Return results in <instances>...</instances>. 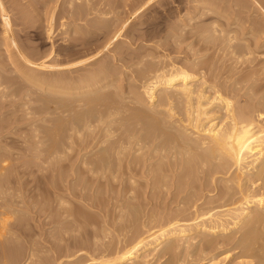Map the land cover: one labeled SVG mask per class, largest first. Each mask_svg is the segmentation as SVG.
I'll return each instance as SVG.
<instances>
[{"label": "bare ground", "instance_id": "6f19581e", "mask_svg": "<svg viewBox=\"0 0 264 264\" xmlns=\"http://www.w3.org/2000/svg\"><path fill=\"white\" fill-rule=\"evenodd\" d=\"M20 1L21 0H0V24H1L0 29L2 27V29L0 30V32L2 31L1 32L2 36L0 34L1 36L0 43H2L1 45L3 46L2 50L4 51L5 49L7 51V54L5 53V55H7L6 59L8 58L11 64H13V66L17 68V70L19 69V71L23 73L26 78H28L27 80H29V82L26 80L25 77L23 78V80L28 82L27 86L29 83H34L38 85L36 87H40L39 88L40 90H44V91L47 90V92H49L48 93L49 96H46V97L44 96L42 100L40 101H44L45 102L44 105L46 109L49 108L50 109L49 112L51 111L55 114L54 116L55 120L52 118V121L54 120V122L50 128L48 127L47 134L46 136H44L48 138V143L46 141L45 147L42 145L43 147L42 150L44 151L43 157L41 156L42 155L41 153L43 151L41 150L42 151V152L40 151L41 153L37 151V154H41L40 155L41 157H39V155H36L35 162L37 158H41L38 160H40L42 163H44L46 160L48 161L49 159L50 161L51 159H55V161L56 159H58L59 162H61L60 159L62 160L68 159L67 155L69 154L70 151L71 152L74 151L73 148H76L75 144H78L80 147L76 150L80 149V151H83V150L87 151V149L89 148L92 151L90 153H79L80 155L77 154L79 156L75 154L76 157H81L80 159H92V160L98 159L101 161L104 160L103 164L104 162H106L107 166H109V163L106 160L111 159L110 162H112V158L118 159L117 162H119V161H122L123 157L124 158L126 157V159H134V162L136 161L135 163L141 161V160L137 161L135 159H142V160L144 159V160H149V161L150 159H156L159 162L154 165L147 164L143 161L142 167L143 165L145 166V164H147L145 168L146 170H143V168H142L143 172L142 170H139V169L138 170L140 171V173L142 172V175L144 177L147 176L146 179L150 180L148 181L149 182L148 184L151 186L149 187L150 191L156 187L157 189L160 188L162 190L164 188L165 190V188L167 187L170 188L172 186L173 190H175L176 192L175 197L178 196L180 192L186 191L185 189H187L188 186L191 184L190 177H191V174H193L192 175L193 176V194H192L193 200L188 199V201H185L184 203H182L184 206L180 203L182 201H179L178 206L182 205L183 206L181 207L182 209H180V207L179 208L176 207L177 208L176 213L173 212V214L175 215L171 214V217H168V214H167V218H165L167 221L164 220L166 221L165 223L164 221L162 223L160 222L161 224L164 223L163 225H160L157 229L149 228L148 230H146L145 233L138 234L137 232L138 235L136 237L133 235V237L135 238L132 240V242L127 246L125 245V247H123L122 249L121 248L114 249L112 246L111 249L112 250L114 249L113 250L114 253L109 252V253H112L111 255L109 254V256L108 255L99 256V257L90 256L87 260H85V262L82 261L84 263L80 262V264H122L126 260H130V259L132 260L133 258L140 256L141 250L145 248H149L150 246L151 247L154 246L156 248V246L160 242H162L164 239L168 240L171 237H181L183 235L185 236L188 230L189 231L193 230L197 233L203 232L205 235L207 234L210 236H214V235L217 236V238L213 237L209 239L206 238L207 236L205 237L202 236L203 238L202 244L201 243L199 244L201 246L198 245L200 247L199 249L201 250V252L197 248L198 252H200V256L197 255L199 257V258L196 257V259L198 258L197 260L193 258V260H196L195 262L192 261L193 264H201L202 260H203V264H218L219 263V260L217 259L218 255H220L221 253L226 254L227 252H230V250L232 249L234 251V249L236 248L239 249V251L238 250L237 251L241 257L243 256L242 257L243 259L245 258L244 256L250 258L249 261H243V264L244 262H247L246 264H264V32H260L264 30H261L258 26H256L258 27V29H260V31H258V29L257 30L255 29L256 27L254 28L251 25V27L247 29L248 30L247 33H250L251 38H249L250 36H245L243 38L241 37L240 39H242L243 40L242 41L239 39L240 34L243 32V31L241 32L240 27L238 29V26H236L238 31L241 32L238 34L237 33L238 31H235L236 30L235 28L232 29L233 28L232 27L229 29H225V27H222L221 22H220L222 21L221 18L228 19L230 16L234 15L233 18L236 21L233 23L235 24L239 23L238 25L240 26L241 25L240 21L238 22L239 20L238 16L240 17V15L238 14H240L239 13L240 9L241 8L243 9L242 6L244 5H242V3L237 0H234L232 2L233 6L231 9H229L231 6L228 5V3L230 2L228 3L226 2L227 4L225 5L224 0H170V1L169 0H166V1H163V0H131V1L124 0L123 2L124 4H122V6L123 8L127 6V9H129L128 13L130 14V17H133V18L137 17L139 19L142 17V19L138 21L136 19L135 23L132 22L133 23L132 26L131 25L127 26L129 22L127 21V19H124L125 17L129 15L127 12L126 13L128 15H126L123 19H122L123 16L121 17V19L119 16L117 17L113 16L111 18L109 17V16H112L110 15L111 13L114 14L113 12L115 11V8L118 7L120 2H122L121 0H65L66 4L65 3L64 4L66 5V8L62 7L63 9L60 8L61 9L60 11L64 12L67 15L64 19L69 20V21L67 20L68 22L66 21L67 23H64V22L61 23L62 26L65 25L66 27L64 29L65 31L64 30L63 31L66 33L65 37H66L67 42L62 43V45L58 44L59 46H56V48L52 44L50 50L46 52L38 51L36 48L37 46L33 48L31 47L33 49L31 50V52L33 51V53H29L28 51L27 53L26 51L23 50L24 47L22 48V50H20L19 44L21 45V43L19 42L20 40L19 41L17 40L18 37L16 34V30L18 29L15 28L14 26L17 24L16 19H17L18 12L20 13L21 16L26 15V13L29 12L27 14L29 16L30 9L32 11L33 9H37V8L34 7L35 5H33L32 3L33 1H28L27 2L28 4L25 3L27 4L26 6L27 8H24L25 6L24 5H23L24 7L22 6V4L24 3L21 4ZM49 1L50 0H48V2ZM126 1H130V2L127 3ZM254 1L257 4L256 6L257 8L264 7V5H262V3H264V0H254ZM175 2H177L176 7L172 6V3H175ZM38 4L40 5L39 2ZM47 4H50V2ZM156 4L159 5V7L160 5L165 7L166 5L167 6V8L165 7L166 11L164 13L161 11L159 12L155 8ZM45 5H43V7ZM56 6L57 4H55L52 7V9L50 8L51 11L48 12L50 15V17H48L50 25L47 29L49 31L51 30V27H52V19H53L52 17L54 16L53 12H55L54 10L56 9ZM60 6H61V3H60ZM122 9L120 10L122 11ZM20 10L22 11L24 10L23 11L24 13H22L23 15L21 14L22 11ZM152 10H154V12H159V13L157 15H151ZM40 12L42 13V11ZM62 12L60 13L62 14ZM117 12H115V15ZM120 13L124 14L123 12H120ZM63 14L61 16H63ZM45 16H48V15H45ZM26 17L27 16H25L24 19H26ZM29 17H32V16H29ZM34 17L35 16H33V18ZM37 17H39V15ZM19 18L23 19L22 17H19ZM205 18L211 19L210 22H208V20L206 19V21L209 23L208 27H206L207 25L206 26L203 25L204 20L202 21V24H198V22L201 23L200 20L205 19ZM29 20H31V18ZM25 21L27 22L28 19ZM25 21H23V23ZM35 21L36 20H34V22ZM206 21H204V24L207 23ZM20 22L21 20L19 21V25H20ZM222 24L224 23L222 22ZM255 25L256 24H254V26ZM30 26L31 25L29 24L27 28H30ZM103 26H106V28L104 27L106 30L103 28ZM233 26L235 25L233 24ZM243 26L241 25V28ZM101 27L104 30H99L101 29ZM184 27H187V28H184ZM261 28H264V27H261ZM23 29H26V27H23L22 30ZM163 29H166V32L164 30L165 33L161 34V32H163ZM208 32L210 33L211 38L210 36L209 38L205 36V33L207 35ZM235 34L239 36H235ZM48 37H50V39L52 38L54 39V37L51 38L50 35H48ZM206 37L208 38V40L211 39L210 41H212V38L214 40L216 39L219 40V38H221L220 42L222 43L224 42L226 47L225 46L223 47L219 41L218 42L220 44L218 45H216L214 42H212L214 43L212 46L208 45L209 41L206 42V39H207ZM236 38H238L239 40ZM99 39L101 40L99 41ZM249 39H250V42H253V46L251 45V43L246 44V42H249ZM138 40L141 42H139V45L134 46L135 45L134 42ZM236 40H237V44L235 43ZM201 41L203 42V44H200ZM238 41H242V42H238ZM43 42L45 41L43 40ZM74 42H79L80 45L82 46V50L81 49L78 51L76 50L75 52L73 50V53L71 52L69 53L68 52L70 50L69 46L70 44L73 45L72 43ZM27 43H30V42H27ZM132 43H134L133 46H132ZM181 43H184L185 46L181 47ZM192 45L197 46L196 48H193L194 54L192 52V54L195 55V57L193 56V59H190L191 61L187 63L188 57L185 58L186 59V62H185L184 59H181L179 57L180 56L179 53L185 50V48L191 47ZM210 47H212V49H214L215 51H217L216 48L223 50L227 55H229V57L232 58L235 64L241 63L240 65H243L242 67H239L240 65L236 67L233 64L231 70L233 69L238 70L239 73L237 74V71H236L237 75L232 78V81L230 83L227 82L228 80L220 81L221 78L220 79L218 78L209 79L208 78L207 75L209 74L207 73L209 72L210 69H213L211 68L213 65L210 66L207 63L208 59H204V57H201L202 55L199 56L200 55L199 52L201 50L203 51L207 49L208 51H210L209 50ZM135 48H137V50H135ZM46 49H49V47ZM219 49L218 51H221ZM215 51H213V53ZM223 51H221V53ZM203 52L201 53L203 54ZM84 53L85 54L88 53L86 54L87 56L83 57ZM198 53H199L198 55L199 57H196ZM60 54L66 55V58H69V59L72 55L75 56V54L81 55L82 58L77 55L78 58L80 57L79 59H74V57H72L73 58L71 59L72 61L69 60V62L64 63L63 59L65 56L62 59H60L59 57ZM187 54L190 55L189 53ZM35 55H38V57L42 56L44 58L39 61L38 60L39 58L37 57L38 58L37 59ZM57 56L59 57V59L57 58ZM220 59L222 58L220 57ZM52 60L56 62L53 63L54 61ZM61 60L64 64L61 62ZM113 60L123 61L124 63L123 65H120L122 63L120 64L118 63V65H120L122 69H118V68L113 69L114 68L113 66L114 65L116 66V64H113L114 62ZM47 61L48 62L52 61V63H47ZM60 62L61 64L64 65L63 67H60L61 66ZM4 64H7V63H4ZM118 65L116 67H119ZM48 67L58 70L56 72H60L59 70L62 71V69L63 70L66 69L67 70L66 72L68 73L67 75L62 74L63 72L61 74L55 73V75H51V77L45 78L42 73H41L42 75H40L39 72H37L38 70L42 71V69H45ZM229 67H228V71L230 69ZM235 70H233V72H235ZM214 71H216V69L212 70L213 73ZM0 73H2V71H0ZM13 74H11V76ZM22 75L20 74V76ZM1 76L2 78L0 81L1 83H3L2 80H5L6 78V77L3 78V76H6V75L3 74ZM199 78H201L200 81H198ZM210 78L212 77L210 76ZM8 79L9 81L12 80V79L10 80V78L7 77V82H8ZM15 82L16 81H14L13 85L16 84ZM18 83L19 84H17V86L18 85L20 86V82ZM23 83L21 82V84ZM25 84L22 86V88L26 86ZM0 86H2L1 87V90H2L3 86L5 85L2 84ZM32 86H35V85L32 84ZM17 88H20V87H17ZM25 89L28 92L29 91L32 92L34 89L36 90L35 87L33 90L32 88L31 90H28L27 88ZM22 90L23 89H21V93L23 92ZM13 91L11 94L14 93ZM120 92L122 93L121 95H120ZM6 93L7 91H5V94ZM15 93L13 95L17 94ZM7 94L8 95L5 96L6 98L9 96L10 93H7ZM0 95H1L0 98L3 99L2 98L3 94H0ZM10 97L11 96H9V98ZM24 97L26 98L27 96H24ZM35 100H36V97H35ZM0 102H2V100ZM39 106L41 107L42 105L40 104ZM23 108H24V105H23ZM2 109H3V106H2ZM25 109H26V105H25ZM9 118H11V116L9 117L8 115V119ZM7 121L8 120H6V122ZM50 122H51V119H50ZM7 123H10V122H7ZM1 126L3 127V125L0 124V129L1 131H3ZM43 129H46V128H43ZM43 129H42V132H44ZM34 131L32 132L35 134L36 132ZM38 136L40 137V135ZM35 137L37 138V135ZM35 137L34 139H36ZM44 139L45 138H43V140ZM31 140L34 141L33 139ZM41 140L42 139L35 141L37 143V146L39 143L44 142ZM9 144H12V141L9 142ZM12 145H14V143ZM5 146H9V145H5ZM31 148H33L34 150H37L34 148V146ZM127 148L133 151L129 150L130 154L125 155L124 151ZM34 150L31 149L32 152ZM28 151L30 150L28 149ZM35 153L36 152H34V154ZM32 157L33 156L31 155L30 158ZM8 159H9L8 157L6 158L2 154H0V176L3 175V177L0 178L1 179L0 180V247L3 246V249L5 248L4 246L6 245H4L2 241H4V243L6 244V241L4 240V238H5L6 230H9L7 229V227L9 225H12V222L15 221V219H12V217H14L13 215L19 210H21L20 208H18L19 206L28 207L31 200L33 201V199H31L30 201L28 200L29 196H31L30 192L32 193L33 191L31 187H29L31 186L32 183L27 184L28 182H24V180L21 181L20 179L21 175L18 174V170H21L19 168L20 166L16 167L17 165L16 166L14 165V168L11 166L8 167L7 163L10 162V160ZM42 163H40V167ZM100 163L102 164V162H99V164ZM13 164H16V163H13ZM31 164H35V163H31ZM96 164H95V167H96ZM105 165L104 166L102 165V166L105 167ZM138 165H137V168H138ZM118 166H119V163H118ZM125 166H126V169H125L126 171L128 166L127 164ZM62 167L64 166L62 165ZM16 168H19V169H16ZM100 168L101 167H99L98 169L100 170ZM98 169L96 168L95 171L96 170L98 171ZM130 169L128 173H130L131 171ZM133 169L135 168L133 167ZM62 170L63 168H61V171L59 170L58 172L59 173L58 176L61 178H63L61 176V174L63 173ZM5 171L6 172L9 171L10 174L12 173V171H14V173L16 174L15 179H12L14 180L13 183H15V184L12 183L13 186L11 185L5 186V184H7V180L9 177V176L8 177L4 176L6 175ZM134 171H136V169ZM28 174H29V171H28ZM30 174H31V171H30ZM131 174L130 175L128 174L129 177L127 178L131 181V183H134L135 180H134V177L132 176L135 173L133 175ZM149 175L151 176L148 177ZM49 176H51V174ZM218 176H221V177H218ZM167 178L169 180H166ZM219 178L223 180V182L218 183ZM45 180L43 182H45ZM62 181H60V183ZM65 182L61 184L63 185L65 184V186H67L66 185L67 183ZM37 183H34L33 189L35 188V184ZM131 183H129L130 186L133 185ZM221 183L222 185H220ZM54 185L59 187L58 185L60 184H58L57 182H54ZM44 186L46 185L43 184V187ZM130 186L128 187V190L125 191L126 193L125 197H129L130 201H132V199L135 200V203L133 202H129V204L124 203V205L126 206L123 207V209L125 210L127 208V211L119 209L118 207L119 209L118 212L119 213H121L120 211L128 212V215L131 214L134 218L135 217L134 215L136 214L135 212H137L136 210L138 208H141L142 206L143 199L141 198L143 197L141 196V198H139L138 192L140 190L138 192L136 191L134 195H132L131 193H133V191L130 190L131 189ZM116 187H115L116 188L115 190L120 189L119 186H116ZM12 189H14V193H11ZM191 189L192 187L190 186V188H188L187 191ZM215 189L217 191V195L216 196L213 194L209 195L210 192L214 191ZM45 190L46 189H44V191ZM53 190H56L55 192H57L56 188ZM34 191L37 192L36 190ZM41 191L39 190L38 193L40 194ZM116 192L119 193L118 191ZM65 193H66L65 191L64 192L61 191L59 196L57 194L55 195V196H58V199L56 201V205L58 206V208H56V205L54 206V208L58 210V212H54L55 213L54 217L56 218L58 217L57 222H59V219L63 217H68V218H70V216L79 217L82 215L81 213H83V211H80V209L78 210L73 209L71 211L70 210L71 208H70L68 210V208L71 206L67 207L68 201L65 198V195H66ZM166 193H165V196H166ZM169 194H171V192ZM41 195H43V193ZM51 195L53 199V194ZM116 195L118 194H115V196ZM154 195L156 194H153V196ZM47 197L49 198V196ZM47 197H46V200H47ZM119 197L121 198V196H118L116 198H119ZM158 197H160V195H158ZM36 198L38 199V196H36ZM90 199L91 201H93L92 200L93 198L90 197ZM103 200L104 198L102 199V201ZM144 200H146V198ZM124 201L125 202L127 201L126 198L124 199ZM176 201L177 199L173 202H176ZM33 202H34L33 206L36 207L37 205V208H39L41 211L46 210V213H47V209H49L51 212L48 210L49 213H47V216L48 214L52 213V211H56L53 207H51L53 202L46 203L44 201H41V203H39L38 200H36V202L35 201ZM147 202L149 203L150 201H147ZM121 203H123V201ZM171 204L172 203H170V205ZM100 205L101 203L99 204V206ZM116 206L117 204L115 203V207ZM30 207H32V205H30ZM34 207H32L33 210H34ZM82 207H81L82 210L87 208V207H84V208ZM100 208L103 209V207H100ZM142 208H144V206ZM27 210H29V208H27ZM186 212H189L192 214H188ZM139 213H140V209H139ZM185 213L188 215L184 216L183 214ZM42 214L43 213H41V215ZM104 214L106 215V213ZM122 214L117 215V217L120 216L121 222H122V219H124V218H121V216L123 217L125 216L124 214H127V213H122ZM90 215L92 216L93 214H89V216ZM50 216L49 217L51 221L56 220V218L51 219L53 216L52 215ZM107 216L108 215H106V217ZM18 217H19V220H21L20 214ZM18 217L16 216L17 221H19ZM93 217H95V215H93ZM99 217H102V215L98 216V219ZM23 218H24V215H23ZM115 218L113 220H115ZM87 219H89L88 215H87ZM100 219L97 221L99 222ZM110 219H112V217ZM150 219L151 218H149V220ZM154 219H152V221ZM158 219H160V217ZM70 222L71 221H69V223ZM82 222L83 221H81V223ZM85 222H87V220ZM112 222L114 221H111V223ZM187 222H191L192 225ZM22 223L24 222L22 221ZM22 223L14 222L15 224L14 226L21 225ZM72 223L70 224L72 225ZM118 223H119V220H118ZM24 224L26 226L27 223H24ZM143 225L145 227L144 223ZM105 226H103L102 224L100 229H102V227H105ZM236 227H238L239 228L238 230H240V233L238 236L231 234L234 232L238 233L237 231H235ZM8 228H10V226ZM24 228L25 227H23V229ZM12 229L10 232H12ZM14 229H16V227ZM26 229L24 230L26 231ZM233 229H235L234 232L232 231L230 234L227 232V230H233ZM20 230L21 232H23L22 229ZM21 232H20V236H21ZM225 232L228 234H226ZM219 233H223L225 235L223 236L220 235L221 237H219L217 235ZM15 238H18V236H16ZM58 239H60L59 235H58ZM94 239H96V237ZM12 240H13V237H12ZM16 242H17V239H16ZM10 243L12 242H9V244ZM195 243H198V242H195ZM28 245H30V242ZM169 245H171V248L169 247ZM169 245L168 247L172 249L173 244H169ZM12 247H13V244H12ZM76 247H79V245ZM224 247H226L225 250L221 251L220 249L221 248L223 249ZM165 248H167V246ZM13 249H11V251ZM216 250L217 251L220 250V251L214 252ZM72 251L73 250H71V252ZM166 251H171V250L166 249ZM175 251L176 250L174 249V252ZM207 251H209L211 255L210 256L207 255L208 257H205V252ZM2 252H4V250H2ZM172 252H170V254H172ZM152 254L153 252L150 254L148 253L144 255V257L142 258V262L144 264H147L149 257ZM186 254L188 257V255H190V252ZM28 255L29 256H27L26 260L28 259L31 260L33 257V254L30 252L28 253ZM5 256L6 255H4V258L6 259ZM63 256L68 260L73 257L72 254L70 253H67ZM63 256L57 255L55 257H52V259L49 257L51 259L50 262L45 261L44 263V260H43L42 263L43 264H67L65 263L66 259ZM172 256L171 258L174 257ZM225 256L224 257L227 258V254ZM179 257L181 258V256ZM46 258L48 259V257ZM177 258H178V255H177ZM204 259H206L207 261L204 262ZM175 260L176 259H174V261ZM31 261H33V259ZM130 264H134V263H130Z\"/></svg>", "mask_w": 264, "mask_h": 264}, {"label": "rangeland", "instance_id": "374dc122", "mask_svg": "<svg viewBox=\"0 0 264 264\" xmlns=\"http://www.w3.org/2000/svg\"><path fill=\"white\" fill-rule=\"evenodd\" d=\"M28 1H33L32 3H33V5H35L34 7L35 8H37V9H33L32 11H31V9H30V14H29V16H32V17H29L27 14L29 13H26V15H23L22 13H24L23 11L25 10H20V11H22L21 12V14L23 15V16H21L20 15V13L18 12V14H17V26L15 25L14 27L15 28H17L18 30H16V34H17V40L21 43V45L19 44V46H20V50H22V48L24 47V51H28L29 53H33V51L31 52V50H33L32 48L33 47H36L37 48V50L38 51H43V52H46V51H48V50H50V48H51V45L53 44V46L56 48V46H59V45H62V43H66L67 41H66V37H65V25L64 26H62V24L61 23H67L68 21L67 20H65L64 18L67 16L64 12H62V11H60L61 9L60 8H66V1L65 0H53V2H52V0H50L49 2H50V4H47V3H49L48 2V0H21L20 2H21V4L22 3H24V4H22V6L24 7V8H27L26 6H27V2ZM63 1V2H62ZM122 2H120V4L118 5V10H117V8H115V11L113 12L114 14H110V15H112V16H109L110 18L111 17H113V16H119L120 17V19H121V17H122V19L126 16V15H128L129 13V9H127V6H125L124 8H123V6H122V4H124L123 2H124V0H121ZM131 1V0H130ZM130 1H126L127 3H129ZM163 1H166V0H163ZM170 1V0H169ZM234 0H227V1H225L224 0V2H225V5L228 3V2H230V3H228V5H230V6H228V7H230L229 9H231L232 8V2H233ZM237 1H240L241 3H242V5H244V6H242L243 7V9L241 8L240 9V14H238V15H240V17L238 16V18H239V20H238V22L240 21V24L243 26V25H245V26H243L242 28H243V30H242V28H241V25L239 26L238 24L239 23H233V22H235L236 20L233 18L234 17V15L233 16H230L228 19H223V18H221L222 19V21H220L221 22V25H222V27H225V29H229V28H232V29H236L235 31H238V29H239V27H240V30H241V32L240 31H238L237 33L239 34V33H241L240 34V37H239V39L242 37H245V36H250L249 38H251V35H250V33H247V29H249V27H251V25L255 28L256 26H258L261 30H264V28H261V27H264V7H262V8H260V7H256L257 6V4L255 3V1L254 0H237ZM38 2L40 3V5L38 4ZM227 2V3H226ZM25 3H27V4H25ZM35 3V4H34ZM43 3V4H42ZM53 3V4H52ZM60 3H61V6H60ZM65 3V4H64ZM46 4V5H45ZM55 4H57V6H56V9L54 10L55 12H53V19H52V27H51V30L49 31L47 28L49 27V25H50V22H49V18L48 17H50V15H49V13L48 12H50L51 10H50V8L52 9V7L55 5ZM176 4H177V2H175V3H172V6H175L176 7ZM42 5V6H41ZM43 5H45L44 7H43ZM49 5H50V7H49ZM262 5H264V3H262ZM121 6V7H120ZM158 6V7H157ZM59 7V8H58ZM119 7H120V9H122V11L119 9ZM165 7L167 8V6L165 5ZM164 6H162V5H160V7H159V5H157L156 4V6H155V8L160 12H165L166 11V8H165ZM226 7V6H225ZM235 7V6H234ZM33 8V7H32ZM39 8V9H38ZM47 8H48V10H47ZM62 8V9H63ZM44 9V10H43ZM45 9H46V11H45ZM127 9V10H126ZM260 9H261V11H260ZM38 10V11H37ZM42 11V13L40 12V11ZM243 10V11H242ZM36 11V12H35ZM62 12V14H63V16H61L62 14L60 13V12ZM118 11V12H117ZM115 12H117L116 13V15H115ZM120 12H123L124 14H121ZM128 14H127V13ZM159 12H154V10H152L151 11V15H157ZM31 13H32V15H31ZM56 13V14H55ZM183 13V12H182ZM39 15V17H37L38 15ZM150 14V13H149ZM37 15V16H36ZM43 15V16H42ZM45 15H48V16H45ZM58 16V18H60V19H58L57 18V16ZM25 16H27L26 17V19H24L25 18ZM33 16H35L34 18H33ZM19 17H22L23 19H21V18H19ZM43 17V18H42ZM215 17V16H214ZM213 17V18H214ZM217 17V16H216ZM18 18H19V20H18ZM31 18V20H29ZM231 18H233V19H231ZM28 19V21L26 22L25 20H27ZM57 19V20H56ZM124 19H127V21L130 23H128V25L127 26H132V24L133 23H135L136 22V19H137V21L138 20H140V19H142V17L139 19V18H133V17H130V14L127 16V17H125ZM206 19L207 18H205V19H202V20H200V22L201 23H199L198 22V24H202V21L204 20V21H206ZM21 20V22H22V24H21V22H20V25H19V21ZM34 20H36L35 22H34ZM43 20V21H42ZM64 20V21H63ZM208 20V22H210L211 21V19H207ZM224 20V21H223ZM23 21H25L24 23H23ZM32 21V22H31ZM61 21V22H60ZM67 21V22H66ZM204 21H203V25L204 26H206V27H208L209 26V23L207 24V23H205L204 24ZM232 21V22H231ZM31 22V23H30ZM133 22V23H132ZM222 22L224 23V24H222ZM229 22V23H228ZM34 23V24H33ZM47 24V26H46V24ZM49 23V24H48ZM232 23V24H231ZM250 23V24H249ZM251 23H253V24H251ZM31 25L30 26V28H27L28 27V25ZM45 24V25H44ZM61 24V25H60ZM231 24V25H230ZM233 24L235 25V26H233ZM254 24H256L255 26H254ZM26 25V26H25ZM38 25V26H37ZM60 25V26H59ZM226 25V26H225ZM230 25V26H229ZM0 26H1V24H0ZM41 26V27H40ZM44 26V27H43ZM46 26V27H45ZM61 26H62V28H61ZM236 26H238V29H237V27ZM23 27H26V29H23L22 30V28ZM33 27V28H32ZM35 27V28H34ZM36 27H37V29H36ZM54 27V28H53ZM106 28V26H103V28ZM140 27V26H139ZM258 27H256L255 29L257 30L258 29ZM21 28V29H20ZM102 27H101V29H99V30H104ZM184 28H187V27H184ZM1 29H2V27H1ZM0 29V30H1ZM41 29V30H40ZM47 29V30H46ZM55 31H54V30ZM260 29H258V31H260ZM20 30V31H19ZM64 30V31H63ZM106 30V29H105ZM164 30H165V32H166V29H163V32H161V34H163V33H165L164 32ZM245 30V31H244ZM28 31V32H27ZM30 31V32H29ZM38 31V32H37ZM208 31H209V29H208ZM2 32V31H1ZM1 32H0V34H1ZM19 32V33H18ZM26 32V33H25ZM34 34H33V33ZM45 32V33H44ZM64 32V33H63ZM260 32H264V31H260ZM39 34V35H37V34ZM52 33H53V35H52ZM20 34V35H19ZM29 34V35H28ZM32 34V35H31ZM64 34V35H63ZM209 34V35H208ZM208 34L206 35V33H205V36H207L208 38H209V36H210V38H211V35H210V33L208 32ZM243 34V35H242ZM24 35V36H23ZM31 35V36H30ZM48 35H50L51 36V38L52 37H54V39L52 38V39H50V37H48ZM55 35H56V37H55ZM63 35V36H62ZM1 36H2V34H1ZM0 36V37H1ZM26 36H27V38H26ZM41 36V37H40ZM43 36V37H42ZM45 36H46V38H45ZM235 36H239V35H237V34H235ZM20 37V38H19ZM31 37V38H30ZM38 37V38H37ZM206 37V38H207ZM27 39V41H26V39ZM29 38V39H28ZM64 38V39H63ZM101 38V37H100ZM208 38L206 39V42L207 41H209V43H208V45H213L214 43L216 44V45H218V44H220L221 43V45L224 47H226V45H225V43L223 42H220V39L221 38H219V40H214L213 38H212V41H210L211 39H209L208 40ZM23 39V40H22ZM46 39V40H45ZM102 39V38H101ZM101 39H99V41L101 40ZM236 39H238V38H236ZM238 39V40H239ZM23 41V43H22V41ZM43 40L45 41V42H43ZM52 40V41H51ZM240 40H242V39H240ZM43 43H42V42ZM220 43H219V42ZM243 41V40H242ZM242 41H238V42H242ZM252 41V40H251ZM1 42V41H0ZM27 42H30V43H27ZM139 42H141V41H136V42H134L135 43V45L134 46H137V45H139ZM202 42V41H201ZM200 42V44H203V42L201 43ZM212 42H214V43H212ZM216 42H218V43H216ZM25 43H26V45H25ZM75 43V44H74ZM74 43H72L73 45H71L70 44V46H69V48H70V50L68 51L69 53L71 52V53H73V50H74V52L77 50H82V46L80 45V43L79 42H74ZM134 43H132V46H133V44ZM212 43V44H211ZM236 44H237V40H236V42H235ZM249 43H251V45L253 46V42H250V39H249V42H246V44H249ZM2 43H0V45H1ZM31 44V45H30ZM59 44V45H58ZM78 44V45H77ZM224 44V45H223ZM24 45V46H23ZM35 45V46H34ZM2 46V45H1ZM0 46V62L2 63H0V69H2V70H0V71H2V73H0V76L1 75H6V76H3V78H5V80H2V82L3 83H1V81H0V85H5L6 86V84L7 83H9V84H7V86L5 87V86H3V88H2V90H1V87L2 86H0V94H3V99H1L2 100V102H0V124L1 125H3V127H2V130L3 131H1V129H0V146L2 147H0L1 149H0V154H2L3 156H5L6 158L8 157L9 159L8 160H10V164L9 163H7L8 165V167L9 166H11V167H13L14 168V165L16 166V167H19L21 170H18V174L19 175H21V181L22 180H24V182H28L27 184H31V186H29V185H27V186H29V187H31V189L33 190H31L32 191V193L30 192V194H31V196H29V201L31 200V199H33V201H35L36 202V200H38L39 201V203H41V201H44V202H46V203H52L53 202V204H52V206L51 207H53L54 208V206L56 205V201H57V199H58V196L60 195V193H61V191L62 192H66L65 194L67 195H65V198H66V200L68 201V205H67V207L68 206H71V207H69L68 208V210L70 209L71 211L73 210V209H80V211H83V213H81L82 215L81 216H70V218H68V217H63V218H61L62 219V221L64 222H62L61 221V219H59V222H57V220H58V217L56 218V217H54L55 215V213L54 212H58V210H56L55 208V210L56 211H52V213H50V214H48V216H47V213H49V209H47V213H46V210H44V211H41L39 208H37V205H36V207H34L33 205V201L31 200V202H30V204H29V206L27 207V206H19L18 208H20L21 210H19L18 212H16L13 216L14 217H12V219H15V221H13V220H11V221H13L12 222V225H9L10 226V228L12 229V232H10L11 231V229L10 228H8L7 227V229H9V230H6V234H5V238H4V240L6 241V244L4 243V241H2V243L4 244V245H6V246H4L5 248L3 249V246L2 247H0L1 249H0V252L2 253H0V255L1 256H3V257H1L0 256V262L2 263H4V264H35V262H36V264H41L42 263V261L44 260V263H45V261L46 262H50L51 261V259H52V257H55V256H57V255H60V256H63V255H65V254H67V253H70V254H72V258H70L69 260L68 259H66L64 256V258L66 259L64 262L65 263H69V264H80V262L81 263H84L85 262V260H87L90 256H95V257H99V256H109V254L111 255L112 253H114V249H116V248H123V247H125V245L127 246V245H129L131 242H132V240L138 235V234H140V233H145L146 232V230H148L149 228H153V229H157L160 225H163L167 220L165 219V218H167V214H168V217H171V214H173V212L174 213H176V210H177V208H179L180 207V209H182L181 207H183L184 205L182 204V203H184L185 201H188V199L190 200V199H192L193 198V174H191V179H190V182H191V184L188 186V188H190V186L192 187V189L191 190H189V191H187L188 190V188L187 189H185L186 191H182V192H180V194H178V196H176L175 197V190H173V187L171 186L170 188L169 187H167V188H165V190H164V188L161 190L160 188H158V189H160V190H158L157 189V187L156 188H154V189H152L151 191L149 190L150 188L149 187H151L148 183V181H150V180H148V179H146L147 178V176H143L142 175V172H143V170H146L145 168H146V166H147V164H151V165H154V164H156V163H158L159 161H157L156 159H150V161L149 160H142V159H135V160H137V161H140V162H137V163H135L134 162V159H126V157L124 158L123 157V159H122V161H119V162H117L118 161V159H113L112 158V162H110L111 161V159H108V160H106L108 163H109V166H107V163L106 162H104V164H103V161H101V160H98V159H80L81 157H76V155L77 154H79V153H90V152H92L91 151V149H87V151H85V150H83V151H80V149L79 150H76V149H78V148H80L79 147V145L78 144H75V146H76V148H73L74 149V151L73 152H69V154H70V156H69V154L67 155V157H68V159H60V161L61 162H59L58 161V159H56V161L57 162H59V163H57L56 161H55V159H51V161H50V159L46 162H44V163H42L40 160H38V159H41V158H37V160H36V162H35V159H36V155H39V157H43V154H44V151L42 150V145L45 147V145H46V141H47V143H48V138H46V137H44V136H46V134H47V131H48V127L50 128L51 127V125L53 124V122H54V120H55V118H54V116H55V114L53 113V112H49V108L48 109H46V107H45V102L44 101H40V100H42V98L45 96H49L48 95V93L49 92H47V90H45L46 91V93H45V91L44 90H40L39 88L40 87H36V86H38L37 84H34V83H29L28 84V86H27V83L29 82V80H27L28 78H26L25 77V75L23 74V73H21L20 71H19V69L17 70V68H15L14 66H13V64H11V62L8 60V58L6 59V57H7V55H5V53L7 54V51L4 49V51H6V52H4L2 49H3V46L1 47ZM22 46V47H21ZM80 46H81V48H80ZM185 45H184V43H181V47H184ZM194 45H192L191 47H188L189 48V50H188V48H185V50H183L181 53H179V57L181 58V59H184V61L186 62V59L185 58H187V63H189L191 60L190 59H193V56L195 57V55H193L194 54V52H193V48H196L197 46H194ZM32 47V48H31ZM39 47H41V48H39ZM49 47V49H46V48H48ZM26 48V49H25ZM43 48V49H42ZM77 48V49H76ZM79 48V49H78ZM191 48V49H190ZM211 48V49H210ZM209 48V50L210 51H208V49L207 50H201L199 53H200V55H199V53L197 54V56L196 57H199V56H201V57H204V59H208V61H207V63L211 66V65H213L211 68H213L214 70L216 69V71H214V73L212 72V70L213 69H210L209 70V72L207 73V74H209V75H207L208 76V78L209 79H213V78H218V79H220L221 78V80L220 81H224V80H228L227 82L228 83H230L231 81H232V78L234 77V76H236L239 72H238V70H235V69H233V70H235V72H233V70H231L232 69V66H233V64L237 67V66H239L240 64H235L234 62H233V60H232V58L231 57H229V55H227L223 50H221V49H219V48H216V50L217 51H215L214 49H212V47H210ZM187 49V50H186ZM218 49L219 50H221V51H223L222 53H221V51H218ZM225 49V48H224ZM30 50V51H29ZM135 50H137V48H135ZM211 50H213V51H215L214 53H213V51H211ZM185 51V52H184ZM27 52V53H28ZM192 52H193V54H192ZM201 52H203V54L201 53ZM186 53V54H185ZM187 53H189L190 55H188ZM212 55H210V54ZM86 54H88V53H86ZM85 53H84V56L83 57H85V56H87ZM90 54H92V53H90ZM89 54V55H90ZM93 54H94V52H93ZM221 56H220V55ZM4 55V56H3ZM77 55L78 54H75V56L77 57ZM83 55V54H82ZM185 55V56H184ZM199 55V56H198ZM217 55V56H216ZM36 56V58L38 57V55H35ZM62 56V57H61ZM65 56V57H64ZM74 55H72L71 57H70V59L69 58H66V55H64V54H60V59H62L63 57H64V59H63V62L65 63V62H69V60H71V59H73L72 57H74V59H79L80 57H81V55H78V56H80L79 58L77 57H75ZM205 56H209L208 58L207 57H205ZM214 56V57H213ZM218 56H220L222 59H220V57H218ZM59 57L57 56V58L59 59ZM224 57V58H223ZM1 58H3V59H1ZM39 58V59H38ZM37 59L40 61V60H42L44 57H38ZM82 58V57H81ZM104 58V57H103ZM218 58V59H217ZM231 58V59H230ZM220 59V60H219ZM7 60V61H6ZM37 60V61H38ZM66 60V61H65ZM68 60V61H67ZM223 60V61H222ZM52 61H54V60H52ZM52 61H47V63H52ZM72 61V60H71ZM114 62H113V64H116V66L118 65V63L120 64V63H122V64H120V65H123L124 63H123V61H116V60H113ZM225 61V62H224ZM56 61H54L53 63H55ZM61 62H62V60H61ZM61 62H60V64H61ZM62 62V63H63ZM96 62V61H95ZM4 63H7V64H4ZM63 63V64H64ZM213 63V64H212ZM63 64H61V66L60 67H63L64 65ZM120 65H118L119 67H116L115 65L112 67L113 69H122V67H120ZM219 65H221V66H219ZM225 65H226V67H225ZM6 66V67H5ZM11 66V67H10ZM215 66V67H214ZM230 66V67H229ZM243 65H240L239 67H242ZM2 67V68H1ZM14 67V68H13ZM89 67V66H88ZM217 67V68H216ZM218 67H220V68H218ZM225 67V68H224ZM228 67L230 68L229 69V71H228ZM50 68V69H49ZM4 69V70H3ZM9 69H10V71H9ZM13 69V70H12ZM15 69V70H14ZM17 70V71H16ZM6 73H5V72ZM52 71V72H51ZM56 71H58V70H56V69H53V68H51V67H48V68H45V69H42V71L41 70H38L37 72H39V74L40 75H42L43 74V76L46 78V77H51V75H55V73L56 74H61L62 72V74H64V75H67V73L68 72H66L67 70L66 69H62V71L61 70H59L60 72H56ZM217 71H219V72H217ZM225 71V72H224ZM227 71V72H226ZM232 71V72H231ZM236 71H237V74H236ZM64 72H66V73H64ZM80 72V71H79ZM216 72V73H215ZM230 72V73H229ZM14 73V74H13ZM42 73V74H41ZM54 73V74H53ZM228 73V74H227ZM11 74H13L12 76H11ZM16 74V75H15ZM20 74L22 75V76H20ZM48 74V75H47ZM74 74H76V73H74ZM212 74V75H211ZM215 74V75H214ZM216 74H217V76H216ZM10 76V77H9ZM210 76L212 77V78H210ZM214 76V77H213ZM216 76V77H215ZM7 77L8 78H10V80L11 81H9V79H8V82H7ZM15 77H17V78H15ZM26 78V80L28 81H25V80H23V78ZM1 78H2V76L0 77V80H1ZM228 78V79H227ZM200 79L201 78H199L198 79V81H200ZM16 81L15 83V85L17 86V84H19L18 82H20V86L18 85L17 87H20V88H17L15 85H13L14 84V81ZM17 80H18V82H17ZM23 80V81H22ZM5 82V83H4ZM7 82V83H6ZM12 82V83H11ZM21 82L23 83V84H21ZM25 82H26V84H25ZM31 82V81H30ZM123 83H124V81H123ZM26 85L25 87H23L22 88V86L23 85ZM31 84V85H30ZM32 84L33 85H35V86H32ZM10 87H9V86ZM13 85V86H12ZM30 85V86H29ZM9 87V88H8ZM30 89H29V88ZM34 87L36 88V90L34 89ZM7 88V89H6ZM15 88V89H14ZM18 89V91H17V89ZM25 88H27L28 90H31V88H32V92L31 91H27ZM21 89H23L22 91V93H21ZM42 89H44V88H42ZM14 90V91H13ZM20 90V91H19ZM38 90H40V91H38ZM5 91H7V93H10L9 94V96H11L10 98H9V96L6 98L5 96L6 95H8L7 93L5 94ZM12 91L15 93V91H16V95H13V94H11L12 93ZM26 91V92H25ZM35 91V92H34ZM2 92H4V93H2ZM34 92V93H33ZM28 93V94H27ZM32 93V94H31ZM44 93V94H43ZM4 94H5V96H4ZM20 94V95H19ZM47 94V95H46ZM122 93L120 92V95H121ZM13 95V96H12ZM28 95H29V97H28ZM33 95H35V96H33ZM36 95H38V96H36ZM41 95H43V96H41ZM19 96V97H18ZM24 96H27L26 98L24 97ZM0 97H1V95H0ZM35 97H36V100H35ZM23 98V99H22ZM31 98V99H30ZM34 98V99H33ZM22 99V100H21ZM27 99V100H26ZM39 99V100H38ZM0 100V101H1ZM11 101V102H10ZM40 101V102H39ZM8 102V103H7ZM27 102V103H26ZM6 103V104H5ZM24 103V104H23ZM42 105L41 107L39 106V105ZM16 105V106H15ZM23 105H24V108H23ZM25 105H26V109H25ZM2 106H3V109H2ZM39 108V109H38ZM41 108V109H40ZM43 108H45V109H43ZM42 110H44V111H42ZM47 110V111H46ZM27 112V113H26ZM47 112H49V113H47ZM54 115H53V114ZM52 114V115H51ZM8 115H9V117L11 116V118H9L8 119ZM4 118V119H3ZM7 118V119H6ZM52 118L54 119L53 121H52ZM50 119H51V122H50ZM4 120V121H3ZM6 120H8L7 122H10V123H7L6 122ZM5 122V123H4ZM51 123V124H50ZM5 124H6V126H5ZM8 124V125H7ZM10 124V125H9ZM50 124V125H49ZM49 125V126H48ZM5 126V127H4ZM6 130H5V129ZM43 128H46V129H43ZM30 129H31V131H30ZM35 131H34V130ZM37 129V130H36ZM42 129L44 130V132H42ZM30 131V132H29ZM32 131H34V132H36L35 134L32 132ZM38 133V134H37ZM45 133V134H44ZM30 134H31V136H32V138H31V136H30ZM43 134V135H42ZM5 135V136H4ZM37 135V138L39 137L38 135H40V137L37 139L35 136ZM30 136V137H29ZM29 137V138H28ZM34 137L36 138V139H34ZM43 138H45L44 140H43ZM28 141H27V140ZM31 139H33L34 141H32ZM39 139H42L41 141H44V142H41V143H39L38 144V146H37V143L35 142L36 140H39ZM30 140V141H29ZM12 141V144L14 143V145H12V144H9V142H11ZM32 141V142H31ZM5 142H7V143H5ZM34 142V143H33ZM43 143H45V144H43ZM31 144H33V145H31ZM5 145H9V146H5ZM12 145V146H11ZM31 145V146H30ZM34 146V148L35 149H37V150H34L33 148H31V147H33ZM37 147H39V148H37ZM74 147V146H73ZM7 148V149H6ZM28 149L30 150V151H28ZM31 149L32 150H34L33 152L31 151ZM39 149V150H38ZM43 152H42V151ZM89 150V151H88ZM129 148H127L125 151H124V153H125V155H128V154H130V152H129ZM2 151V152H1ZM12 151V152H11ZM37 151L39 152V153H41V154H37ZM41 151V152H40ZM79 151V152H78ZM130 151H133V150H130ZM32 152V153H31ZM34 152H36L35 154H34ZM3 153H5V154H3ZM72 153V154H71ZM34 154V155H33ZM76 154V155H75ZM31 155L33 156L32 158H30L31 157ZM41 155V156H40ZM80 155V154H79ZM79 155H77V156H79ZM12 157V158H11ZM66 157V158H67ZM71 157V158H70ZM78 158V159H77ZM114 158H115V156H114ZM12 159V160H11ZM14 159V160H13ZM33 160V161H32ZM95 160H97V161H95ZM120 160V159H119ZM130 162H129V161ZM133 161V163H132V161ZM157 162H156V161ZM27 161V162H26ZM31 161V162H30ZM117 162V164H116V162ZM128 163H127V162ZM145 162V163H147V164H145V166L143 165V167H142V162ZM16 163V164H13V163ZM50 164H49V163ZM54 162V163H53ZM99 162H102V164L100 163L99 164ZM31 163H35V164H31ZM40 163H42V165H43V167H42V165H41V167H40ZM98 164V166H97V164ZM112 163V164H111ZM118 163H119V166H118ZM121 163V164H120ZM127 164V166L129 165V164H131V165H129L128 167H127V170L125 171V169H126V164ZM135 163V164H134ZM12 164H13V166H12ZM56 164V165H55ZM61 164V165H60ZM95 164H96V167H95ZM106 164V165H105ZM111 164V165H110ZM116 164V165H115ZM124 164V165H123ZM140 166H139V165ZM28 165V166H27ZM34 165V166H33ZM50 165V166H49ZM62 165L64 166V167H62ZM105 165V167H103V166ZM114 165V166H113ZM121 165H123V166H121ZM137 165H138V168H137ZM47 166V167H46ZM51 166H53V167H51ZM57 166V167H56ZM107 166V167H106ZM125 166V167H124ZM37 167H39V168H37ZM55 167V168H54ZM99 167H101L100 168V170L98 169ZM118 167V168H117ZM119 167H121V168H119ZM124 167V168H123ZM133 167L136 169V171H134L135 169H133ZM19 168H16V169H19ZM28 168V169H27ZM45 168H46V170H45ZM61 168H63V170H62V174H61V176L63 177V178H61V177H59L58 176V172H59V170L61 171ZM65 168V169H64ZM93 168V169H92ZM98 169V171L96 170L95 171V169ZM113 168V169H112ZM130 168H132V169H130ZM142 168H143V170H142ZM44 169V170H43ZM53 169V170H52ZM101 169H102V171H101ZM117 169H118V171H117ZM129 169L131 170L130 171V173H128V171H129ZM142 170V172L140 173V171L139 170ZM12 170V169H11ZM11 170H9V171H11ZM40 170V171H39ZM94 170V171H93ZM116 170V171H115ZM134 172H133V171ZM9 171H5V174L7 175H4L5 177H8V180H10V181H8L7 180V184H5V186H7V185H11V186H13V184H15V183H13V181L14 180H12V179H15V177H16V174L14 173V171H12V175L10 174V172ZM28 171H29V174H28ZM30 171H31V174H30ZM33 171V172H32ZM43 171V172H42ZM64 171H65V173H64ZM137 171H138V173H137ZM19 172H21V173H19ZM24 172V173H23ZM127 172V173H126ZM133 172V173H132ZM42 173H43V175H42ZM45 173V174H44ZM67 173V174H66ZM132 173V174H131ZM135 173V174H134ZM41 174V175H40ZM51 174V176H49ZM131 174V175H133L132 177H134V183H131V181L127 178V177H129V175ZM11 175V176H10ZM19 175H17V176H19ZM39 175V176H38ZM64 175V176H63ZM113 175V176H112ZM115 175V176H114ZM46 176V177H45ZM49 177V179H50V181H49V179H48V177ZM151 175H149L148 177H150ZM3 177V175L2 176H0V178H2ZM4 177V178H5ZM38 177V178H37ZM40 177H42V178H40ZM59 177V178H58ZM112 177H114V178H112ZM218 177H221V176H218ZM11 178V179H10ZM36 178V179H35ZM56 178H58V179H60V180H58V179H56ZM39 181H38V180ZM47 180V182H46V180ZM129 180V181H127V180ZM1 180V179H0ZM26 180V181H25ZM41 180H42V182H41ZM45 180V182H43ZM56 180V181H55ZM63 180V181H62ZM65 180H66V182H65ZM122 180V181H121ZM125 180H126V182H125ZM166 180H169L168 178L166 179ZM218 180V179H217ZM219 180H221L220 178H219ZM218 180V183H220V182H223V180H221V181H219ZM36 181V182H35ZM49 181V182H48ZM53 181V182H52ZM60 181H62L61 183H67L66 185L67 186H65V184L63 185V184H61L60 183ZM147 181V182H146ZM38 182V183H37ZM42 184H41V183ZM54 182H57L58 184H60V185H58L59 187H57L56 185H54ZM11 183V184H10ZM13 183V184H12ZM34 183H37V184H35V188L33 189V187H34ZM122 183V184H121ZM129 185V183H131V184H133V185H129L130 186V190H132L133 191V193H131L132 195H134V193L137 191H139L138 192V194H139V198H141V196L143 197V198H141V199H145L146 198V200H142V206H141V208H138L136 211L137 212H135L136 214H137V216H136V214L134 215L135 217V219L133 218V216L131 215V214H129L128 215V212H123V211H120L121 213H119L118 212V210L119 209H122V210H124L123 209V207H125L126 205H124V203L125 204H129V202H133V203H135V200H133L132 199V201H130V198L129 197H125L126 195V193H125V191L126 190H128V185ZM41 185V187H40V185ZM43 184H45L46 186H47V184H48V186L50 187H48L47 186V188H48V190H47V188H46V186H44L43 187ZM123 184H125V185H123ZM52 185V186H51ZM63 185V186H62ZM152 185V184H151ZM159 185V184H158ZM220 185H222V183L220 184ZM26 186V187H27ZM53 186H55V187H53ZM64 186H65V188H64ZM116 186H119V188L120 189H117V190H115L117 187ZM120 186H122V187H120ZM128 186V187H127ZM134 186V187H133ZM37 187V188H36ZM116 187V188H115ZM57 189V192H55L56 190H53V189ZM59 188H61V189H63V190H61V189H59ZM114 188V189H113ZM125 188V189H124ZM170 190H169V189ZM44 189H46L45 191H44ZM168 189V190H167ZM34 190H36L37 192H35ZM39 190L41 191L40 192V194L38 193L39 192ZM61 190V191H60ZM49 191V192H48ZM59 191H60V193H59ZM114 191V192H113ZM116 191H118L119 193H117ZM142 191V192H141ZM158 191V192H157ZM191 191V192H190ZM28 192V191H27ZM35 192V193H34ZM121 192V193H120ZM152 192V193H151ZM161 192V193H160ZM167 192V193H166ZM171 192V194H169ZM185 192V193H184ZM11 193H14V189H12L11 190ZM43 193V195H41ZM46 193V194H45ZM47 193H49V194H47ZM165 193H166V196H165ZM185 195H184V194ZM189 193H190V195H189ZM51 194H53V199H54V201H53V199H52V195ZM58 195V196H55V195ZM115 194H118V195H116L115 196ZM121 194V195H120ZM141 194H143V195H141ZM153 194H156V195H154L153 196ZM209 194V193H208ZM217 195V191H216V189L214 190V191H211L210 192V194L209 195ZM32 195H34V196H32ZM40 195V196H39ZM100 195V196H99ZM158 195H160V197H162V198H160V197H158ZM186 195H188V196H186ZM36 196H38V199L36 198ZM43 198H42V197ZM47 196H49V198L47 197ZM55 196V197H54ZM96 196V197H95ZM118 196H121V198L119 197V198H116V197H118ZM124 196V197H123ZM157 196V197H156ZM172 196V197H171ZM184 198H183V197ZM46 197H47V200H46ZM57 197V198H56ZM89 197V198H88ZM90 197L91 198H93L92 200L93 201H91V199H90ZM102 197V198H101ZM155 197V198H154ZM177 197H179V198H177ZM35 198H36V200H35ZM40 198V199H39ZM45 198V199H44ZM101 198V199H100ZM104 198V200L102 201V199ZM116 198V199H115ZM126 198V202L124 201V199ZM166 198V199H165ZM186 198V199H185ZM118 199V200H117ZM121 201H120V200ZM129 199V200H128ZM173 199H177V201L176 202H173V201H175V200H173ZM182 199V200H181ZM97 200V201H96ZM115 200V201H114ZM117 200V201H116ZM165 200V201H164ZM193 200V199H192ZM96 201V202H95ZM123 201V203H121ZM147 201H150L149 203L147 202ZM152 201V202H151ZM179 201H182V202H180L181 204V206H178L179 205ZM118 202V203H117ZM128 202V203H127ZM160 202V203H159ZM32 203V204H31ZM69 203H70V205H69ZM93 203V204H92ZM101 203V205L99 206V204ZM104 203H105V205H104ZM115 203L117 204V208L115 207ZM145 203H146V205H145ZM170 203H172L171 205H170ZM72 204V205H71ZM78 204V205H77ZM120 204H122V205H120ZM156 204H158V205H156ZM161 204H162V206H161ZM30 205H32V207H34V210L32 209V207H30ZM74 205V206H73ZM82 206H84V207H87V208H85V209H81V207ZM119 205V206H118ZM165 205V206H164ZM167 205V206H166ZM76 206H78V207H76ZM105 206V207H104ZM144 206V208H142ZM145 206H146V208H145ZM80 207V208H79ZM84 207H82V208H84ZM100 207H103V209L102 208H100ZM118 207H119V209H118ZM121 207V208H120ZM177 207V208H176ZM27 208H29V210H27ZM31 208V209H30ZM56 208H58V206L56 205ZM27 210V211H25V210ZM107 209V210H106ZM139 209H140V213H139ZM168 209V210H167ZM24 210V211H23ZM41 212H40V211ZM49 210V211H48ZM114 210V211H113ZM116 210V211H115ZM167 210V211H166ZM31 213H30V212ZM36 211V212H35ZM38 211V212H37ZM85 211H86V213H85ZM124 211H127V208L124 210ZM166 211V212H165ZM40 212V213H39ZM51 212V211H50ZM168 212V213H167ZM171 212V213H170ZM179 212V211H178ZM189 212H191V211H189ZM189 212H186V213H188V214H192V213H189ZM25 213V214H24ZM30 213V214H29ZM41 213H43L42 215H41ZM103 213V214H102ZM104 213H106V215H108L107 217H106V215L104 214ZM119 213V214H118ZM122 213H127V214H124L125 216H121V218H124V219H122V222H121V219H120V216H118L117 217V215H121ZM166 213V214H165ZM183 214L184 216H186V215H188V214ZM18 214V215H17ZM19 214H20V218H21V220H19ZM24 215V218H23V215ZM89 214H93V215H95V217H93V215L91 216H89ZM111 214V215H110ZM113 214V215H112ZM161 216H160V215ZM47 217H46V216ZM50 215H52L53 217L51 218V219H55L56 218V220H54L55 222H57V223H55L53 220L51 221L50 220ZM83 215H84V217H83ZM87 215H88V218L89 219H87ZM97 215V216H96ZM102 215V217H99V219H100V221L98 222L97 220H99L98 219V216H101ZM123 215V214H122ZM127 215H128V217H127ZM156 215V216H155ZM173 215H175V214H173ZM16 216L18 217V220L19 221H17L16 219ZM50 216V217H49ZM112 217V219H110L111 217ZM115 216H116V218H115ZM154 216V217H153ZM166 216V217H165ZM46 217V218H45ZM49 217V218H48ZM81 217H82V219H81ZM97 217V218H96ZM130 220H128L127 218ZM160 217V219H158ZM65 218V219H64ZM68 218V219H67ZM79 218V219H78ZM92 218H93V220L95 221H93L92 220ZM115 218V220H113ZM126 218V219H125ZM131 218H133V219H131ZM137 218V219H136ZM149 218H151L150 220H149ZM155 218V219H154ZM162 218V219H161ZM164 218V219H163ZM26 221H24V220ZM49 219V220H48ZM103 219V220H102ZM107 219V220H106ZM152 219H154L153 221H152ZM66 220H68V221H66ZM87 220V222H85V221ZM118 220H119V223H118ZM124 220V221H123ZM126 220V221H125ZM160 220H162V221H160ZM164 220H166V221H164ZM22 221L24 222V223H27L26 224V226H25V224L24 223H22ZM61 221V222H60ZM69 221H71L70 223H72V221H73V223H72V225L69 223ZM75 221V222H74ZM81 221H83L82 223H81ZM105 221H106V223H105ZM111 221H114V222H112L113 223V225H112V223H111ZM164 221V223L163 224H161L162 222ZM14 222L16 223V222H21L22 224L21 225H16V226H14L15 224H14ZM161 222V223H160ZM60 223V224H59ZM66 223V224H65ZM94 223V224H93ZM96 223V224H95ZM100 223V224H99ZM108 223V224H107ZM143 223L145 224V227H144V225H143ZM187 223H189V224H191V222H187ZM193 223V222H192ZM23 224H24V226H23ZM70 224V225H69ZM102 224H103V226H105V224H106V226L105 227H107V228H105V227H102V229H100L101 228V226H102ZM111 224V225H110ZM116 224H117V226H116ZM159 224V225H158ZM82 225H83V227H82ZM192 225V224H191ZM12 226H14V227H12ZM22 226V227H21ZM153 226H155V227H153ZM16 227V229H18V230H16V229H14ZM23 227H25L24 229H26V231L23 229ZM69 227V228H68ZM20 229H22V231L23 232H21V230ZM67 229H69V230H67ZM236 229V230H235ZM235 229H233V230H227V232L230 234L232 231L234 232V230L235 231H237L238 233H236V232H234V233H231V234H234V235H239V233H240V230H238L239 228L238 227H236ZM15 230V231H14ZM66 232H65V231ZM9 231V232H8ZM30 231V232H29ZM63 231V232H62ZM141 231V232H140ZM19 234H18V233ZM20 232H21V236H22V238H21V236H20ZM28 232V233H27ZM137 232H138V234H137ZM26 234V236H25V234ZM226 233V232H225ZM228 233H226V234H228ZM13 234V235H15V234H17V235H15V236H11V235ZM31 234V235H30ZM65 234V235H64ZM197 234V235H196ZM24 235V236H23ZM29 235V236H28ZM58 235H59V238L60 239H58ZM62 235V236H61ZM63 235H64V237H63ZM133 235L135 236V237H133ZM219 237H221V236H223V235H225V234H223V233H219V234H217ZM221 235V236H220ZM8 238H7V237ZM16 236H18V238H15ZM33 236V237H32ZM202 236L203 237H205V236H207L206 238H217V236H210V235H205L203 232H195V231H193V230H188L187 231V233H186V235L184 236H181V237H171V238H169L168 240L167 239H164L162 242H160L157 246H156V248L154 247V246H150L149 248H145V249H143V250H141V255L140 256H138V257H135V258H133L132 260L130 259V260H126V261H124V263L125 264H130V263H134V264H144L143 262H142V258L144 257V255H146V254H150V253H152L153 252V254L149 257V260H148V263L147 264H193V262L192 261H196L199 257L198 256H200V252H201V250L199 249L200 247L199 246H201V245H199L200 243L202 244V241H203V238H202ZM12 237H13V240H12ZM25 239H24V238ZM29 237H30V239H29ZM31 237H32V239H31ZM63 237V238H62ZM96 237V239H94ZM27 238V239H26ZM66 238H67V240H66ZM132 238V239H131ZM8 239H10V240H8ZM16 239H17V242H16ZM200 239H202V240H200ZM12 240V241H11ZM32 240V241H31ZM61 240V241H60ZM65 240V241H64ZM166 240V241H165ZM13 241H15V242H13ZM36 241V242H35ZM67 241V242H66ZM94 241H96V242H94ZM130 241V242H129ZM165 241V242H164ZM9 242H12V243H10L9 244ZM29 242H30V245H28L29 244ZM65 242V243H64ZM176 242H177V244H176ZM180 242H181V244H180ZM192 242V243H191ZM195 242H198V243H195ZM16 243H17V245H16ZM128 243V244H127ZM169 244H173L172 245V249L174 248L176 251L174 252V249L172 250V249H170L171 248V245H169V247H168V245ZM12 244H13V247H14V249H13V247H12ZM33 244V245H32ZM67 244V245H66ZM175 244V245H174ZM184 244V245H183ZM191 244V245H190ZM197 246H196V245ZM52 245V246H51ZM79 245V247H76V246H78ZM117 245V246H116ZM178 245V246H177ZM189 245V246H188ZM194 245H195V247H194ZM199 245V246H198ZM48 246V247H47ZM69 246V247H68ZM112 246H113V250L111 249L112 248ZM167 246V248H165V247ZM176 246V247H175ZM7 247V248H6ZM16 247H17V249H16ZM52 247V248H51ZM56 247V248H55ZM66 247V248H65ZM68 247V248H67ZM74 247V248H73ZM163 247V248H162ZM194 247V248H193ZM33 248V249H32ZM154 248V249H153ZM162 248V249H161ZM188 248V249H187ZM199 249V251L200 252H198V249ZM225 248L226 247H224L223 249L221 248L220 250L222 251V250H225ZM9 249V250H8ZM11 249H13L12 251H11ZM16 249V250H15ZM66 249V250H65ZM166 249H169V250H171V251H166ZM192 249V250H191ZM196 249V250H195ZM2 250H4V252H2ZM33 250V251H32ZM71 250H73L72 252H71ZM110 250H112V251H110ZM160 250H162V251H160ZM194 250V251H193ZM219 250V251H220ZM239 251V249L238 248H236V249H234V251H233V249L232 250H230V252H227L226 254H227V258H225L226 256V254L225 253H221L220 255H218V257H217V259L219 260V263L218 264H243V261H249L250 260V258L249 257H246V256H244L245 258L243 259L240 255H239V253H238V251ZM17 251V252H16ZM19 251V252H18ZM28 251H30L32 254H33V257H32V259H33V261H31L30 259H28V260H26L27 259V256H29L28 255V253H30V252H28ZM58 253H57V252ZM67 251V252H66ZM163 251H165V252H163ZM174 252V254H173V252ZM187 251V252H186ZM219 251H214V252H219ZM8 252V253H7ZM17 253V254H15V253ZM63 253V255H62V253ZM65 252V253H64ZM73 252H74V254H73ZM109 252H112V253H109ZM168 252V253H167ZM170 252H172V254H170ZM188 252H190V255H188V257H187V254L186 253H188ZM10 253V254H9ZM180 253V254H179ZM194 253V254H193ZM209 253V254H208ZM213 253V252H212ZM15 254V255H14ZM53 254H54V256H53ZM184 254H185V256H184ZM192 254V255H191ZM4 255H6L5 257H6V259L4 258ZM175 257H173V256ZM177 255H178V258H177ZM198 255V256H197ZM210 256L211 254H210V252L209 251H207V252H205V257H208V256ZM225 257H224V256ZM15 256H17V257H15ZM35 256V257H34ZM171 256L174 258V259H176L175 261H177V262H175L174 261V259L173 258H171ZM179 256H181V258L179 257ZM239 256V257H238ZM8 257V258H7ZM11 257V258H10ZM40 257H41V259H40ZM45 257V258H44ZM46 257H48V259L46 258ZM51 259H50V258ZM183 257H184V259H183ZM196 257H198L197 259H196ZM14 258H15V260H14ZM35 258H37V259H35ZM180 258V259H179ZM193 258H195L196 260H193ZM249 258V259H248ZM34 259H35V261H34ZM47 259V260H46ZM50 259V260H49ZM182 259V260H181ZM207 259V258H206ZM206 259H204V262H206L207 260ZM49 260V261H48ZM181 260V261H180ZM242 262H241V261ZM9 261V262H8ZM15 261V262H14ZM30 261V262H29ZM82 261H84V262H82ZM171 261V262H170ZM180 261V262H179ZM189 261V262H188ZM235 261H236V263H235ZM14 262V263H13ZM173 262H175V263H173ZM187 262V263H186ZM0 263V264H1ZM2 263V264H3ZM124 263H122V264H124ZM247 262H244V264H246ZM43 264V263H42ZM201 264H203V260H202V262H201Z\"/></svg>", "mask_w": 264, "mask_h": 264}]
</instances>
